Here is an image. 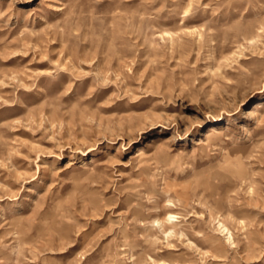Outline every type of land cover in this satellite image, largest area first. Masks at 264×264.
<instances>
[{
  "label": "rangeland",
  "instance_id": "374dc122",
  "mask_svg": "<svg viewBox=\"0 0 264 264\" xmlns=\"http://www.w3.org/2000/svg\"><path fill=\"white\" fill-rule=\"evenodd\" d=\"M0 264H264V0H0Z\"/></svg>",
  "mask_w": 264,
  "mask_h": 264
},
{
  "label": "bare ground",
  "instance_id": "6f19581e",
  "mask_svg": "<svg viewBox=\"0 0 264 264\" xmlns=\"http://www.w3.org/2000/svg\"><path fill=\"white\" fill-rule=\"evenodd\" d=\"M218 131H215V129H212L211 133H208L209 137H216L217 135H215ZM136 156H138L140 161H143V150L139 149L138 153H136ZM143 169V168H142ZM145 169V168H144ZM174 217H178L176 214L169 212L167 214V216L164 217V219L161 221L160 223V227L161 229L166 232V233H171L173 230V226L174 225H168L169 222L175 221ZM156 222H160L158 220H155ZM218 227L221 231H225L226 233H228L229 235H231V231L222 223L219 222Z\"/></svg>",
  "mask_w": 264,
  "mask_h": 264
}]
</instances>
